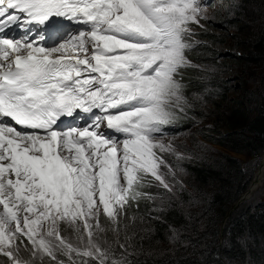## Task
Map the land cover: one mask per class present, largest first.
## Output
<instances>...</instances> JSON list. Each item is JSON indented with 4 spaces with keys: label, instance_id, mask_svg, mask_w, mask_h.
<instances>
[{
    "label": "snow or ice",
    "instance_id": "snow-or-ice-1",
    "mask_svg": "<svg viewBox=\"0 0 264 264\" xmlns=\"http://www.w3.org/2000/svg\"><path fill=\"white\" fill-rule=\"evenodd\" d=\"M208 6L0 0V264H132L107 233L181 183L164 138L205 103L184 71Z\"/></svg>",
    "mask_w": 264,
    "mask_h": 264
},
{
    "label": "trees",
    "instance_id": "trees-1",
    "mask_svg": "<svg viewBox=\"0 0 264 264\" xmlns=\"http://www.w3.org/2000/svg\"><path fill=\"white\" fill-rule=\"evenodd\" d=\"M263 6L264 0H242L217 21L224 29L206 23V32L197 31L201 43L188 55L200 69L185 70L184 83L189 96L203 94L205 103L168 129L185 137L181 183L172 199L166 189L147 188L158 199L156 209L153 200L141 199L125 221L135 228L127 232L121 224L119 234L107 233L119 243L127 237L132 264H264V199L252 200L261 186L224 221L254 177L236 156L253 158L264 147V38L252 39L249 27Z\"/></svg>",
    "mask_w": 264,
    "mask_h": 264
},
{
    "label": "rangeland",
    "instance_id": "rangeland-1",
    "mask_svg": "<svg viewBox=\"0 0 264 264\" xmlns=\"http://www.w3.org/2000/svg\"><path fill=\"white\" fill-rule=\"evenodd\" d=\"M241 1L242 0H225V1L222 0L221 3H220V0H199V2L202 3V4L205 3V2L208 3L209 6L205 9L207 15L210 17V19L207 21V25L208 26H212L214 29L216 28V30L224 29L223 27H226V25H222V22H220V24H219V23H217V21H222L221 18L223 19L225 17H228L227 16L228 14L226 12L230 9V7L235 6L236 4L240 3ZM216 25H219V26L217 27ZM249 27H250V34H251V38L252 39H258L260 37L264 38V6L261 8L260 14L258 16V22H257L256 26H255V24H253L251 22ZM196 31L202 32L199 29V27H196ZM209 33L216 34V31H210ZM193 39L194 40H198V38L196 36ZM225 48L226 47H224V48L222 47L221 52H225L226 51ZM260 73H261V76H262V77H260V81H261L260 89H262V94H261V98H262L261 101L262 102H261V105L264 106V101H263V99H264V66H263V69L260 70ZM236 75L240 76V73L237 71ZM258 84H259V79H258ZM260 110H262V109H260ZM263 113H264V111L262 112V115H263ZM262 137H264V136H262ZM184 138L185 137H184L183 134L182 135L181 134L180 135H176V133H175V135L166 136L164 138V142L165 143L171 142L176 147L177 151L180 152V149L184 145H186V142H185ZM193 138H196L195 135H193ZM231 155H234V154H231ZM236 157L240 158L246 164L247 169L249 168L250 171L253 170L252 174L254 176H256L255 178H257L259 175L261 176V179L263 177V182L260 183L261 187L257 186L258 188L259 187L260 188H259L258 192L255 194V196L253 197V199H252L253 201H256V202L262 201L264 199V147H262L260 149V151L258 152V154L255 157H253V158H248L246 156H236ZM172 158H173V160H175L174 157H172ZM255 173H256V175H255ZM181 178H185V176L181 175ZM150 188L153 189V188H157V187L153 186V187H150ZM147 190L148 189H145L146 192H147ZM175 190H177V189H175ZM167 194L169 196V199H172L173 192L170 193V192L167 191ZM192 194H193V197L196 196L195 193H192ZM175 198L176 197L174 196V199ZM150 201L152 202V200H150ZM153 201H154V203H152V209H156V207L158 205V199H155ZM0 208H2V207L0 206ZM236 210L237 209H235V211ZM153 216H156V214L153 215ZM225 220H226V218H224V221ZM224 221H223L222 225L224 224ZM131 228H135V227H131ZM131 228L127 227L125 230L127 232H128V230H129V232H131L132 231ZM107 238L109 240H112V241L115 240V237L110 235V234H107ZM125 238L126 237H124V239ZM173 238H174V236H171L169 238V240H171L170 244H176V242L173 243V241H174Z\"/></svg>",
    "mask_w": 264,
    "mask_h": 264
},
{
    "label": "water",
    "instance_id": "water-1",
    "mask_svg": "<svg viewBox=\"0 0 264 264\" xmlns=\"http://www.w3.org/2000/svg\"><path fill=\"white\" fill-rule=\"evenodd\" d=\"M254 183V177L253 179L250 181V184L247 188V190L245 192H243L238 200L231 206V208L229 209L228 213L226 214L225 218L227 219L234 211L235 209H237L244 201L248 200L251 198V196L255 193V191L258 189V187H256V185L253 184ZM253 185V186H252ZM261 186V185H259ZM223 227V225H222ZM221 227V230H222Z\"/></svg>",
    "mask_w": 264,
    "mask_h": 264
},
{
    "label": "bare ground",
    "instance_id": "bare-ground-1",
    "mask_svg": "<svg viewBox=\"0 0 264 264\" xmlns=\"http://www.w3.org/2000/svg\"><path fill=\"white\" fill-rule=\"evenodd\" d=\"M255 175H256V173H255ZM256 176H254V185H256V187L257 186H259L260 185V183H262L263 182V177H262V179H261V176L259 175L257 178H255ZM253 186V185H252Z\"/></svg>",
    "mask_w": 264,
    "mask_h": 264
}]
</instances>
